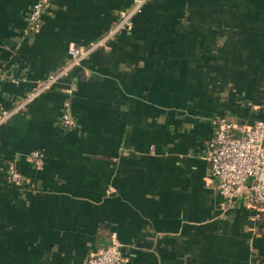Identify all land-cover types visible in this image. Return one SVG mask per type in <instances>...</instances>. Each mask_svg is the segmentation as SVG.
Segmentation results:
<instances>
[{
	"label": "crops",
	"instance_id": "1",
	"mask_svg": "<svg viewBox=\"0 0 264 264\" xmlns=\"http://www.w3.org/2000/svg\"><path fill=\"white\" fill-rule=\"evenodd\" d=\"M35 1L0 0V264H83L111 233L127 264H264V205L224 199L207 157L217 116L264 119V0H147L63 79L68 129L60 83L29 91L132 0H48L31 26Z\"/></svg>",
	"mask_w": 264,
	"mask_h": 264
},
{
	"label": "built area",
	"instance_id": "2",
	"mask_svg": "<svg viewBox=\"0 0 264 264\" xmlns=\"http://www.w3.org/2000/svg\"><path fill=\"white\" fill-rule=\"evenodd\" d=\"M147 0H132L131 4L120 10L118 18L103 35L86 43L69 41L67 45L68 58L66 62L53 73L29 91V96L42 92L54 83H60V90L68 97L59 117V124L65 128L76 126L75 115L69 108V96L72 88L63 81L71 69L81 64L88 54L112 39L119 31L129 30L132 17L138 13ZM48 0H36L30 7L27 18L31 26L40 19ZM12 109L3 108L0 111V123L5 121ZM214 130L208 138L209 173L215 186L227 201L240 199L248 206L260 210L264 205V119L258 118L249 124H236L226 116L214 119ZM41 153L32 149L27 158L30 161L40 160ZM9 180L15 185L25 181L23 173L15 165L8 166ZM83 264H127L121 251V243L114 233L106 244L88 254Z\"/></svg>",
	"mask_w": 264,
	"mask_h": 264
},
{
	"label": "trees",
	"instance_id": "3",
	"mask_svg": "<svg viewBox=\"0 0 264 264\" xmlns=\"http://www.w3.org/2000/svg\"><path fill=\"white\" fill-rule=\"evenodd\" d=\"M134 15H135V14H134ZM134 15H133V16H134ZM132 18H133V17H132ZM61 112H62V111H61ZM59 117H60V116H59ZM217 117H218V116H217ZM64 129H65V128H64Z\"/></svg>",
	"mask_w": 264,
	"mask_h": 264
}]
</instances>
